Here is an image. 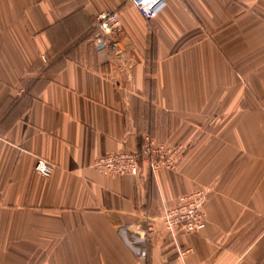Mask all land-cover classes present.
I'll use <instances>...</instances> for the list:
<instances>
[{"label": "crops", "instance_id": "crops-1", "mask_svg": "<svg viewBox=\"0 0 264 264\" xmlns=\"http://www.w3.org/2000/svg\"><path fill=\"white\" fill-rule=\"evenodd\" d=\"M167 2L0 0V264H264V0ZM108 10L123 30L100 49ZM147 132L186 156L92 166ZM201 187L206 227L173 237L164 209Z\"/></svg>", "mask_w": 264, "mask_h": 264}, {"label": "built area", "instance_id": "built-area-1", "mask_svg": "<svg viewBox=\"0 0 264 264\" xmlns=\"http://www.w3.org/2000/svg\"><path fill=\"white\" fill-rule=\"evenodd\" d=\"M136 6L142 15L149 20L155 19L167 7V0H128ZM123 30V24L118 10L102 11L98 14L94 27V37L97 43L101 41L105 46L114 47L117 37ZM44 62H48L46 54H42ZM185 144H171L158 140L150 132L143 135L140 148L137 150L124 149L110 152L99 157L93 167L114 177L127 175L139 176L143 167L152 172L161 168H175L186 156ZM36 170L43 176L53 174L56 165L44 158H39ZM210 189L201 187L181 197L179 203L163 211V221L170 234L175 237L179 232L199 231L207 225V212Z\"/></svg>", "mask_w": 264, "mask_h": 264}, {"label": "water", "instance_id": "water-1", "mask_svg": "<svg viewBox=\"0 0 264 264\" xmlns=\"http://www.w3.org/2000/svg\"><path fill=\"white\" fill-rule=\"evenodd\" d=\"M104 45H105V43L101 41V42L99 43V46H98V47L101 49V48L104 47Z\"/></svg>", "mask_w": 264, "mask_h": 264}, {"label": "rangeland", "instance_id": "rangeland-1", "mask_svg": "<svg viewBox=\"0 0 264 264\" xmlns=\"http://www.w3.org/2000/svg\"><path fill=\"white\" fill-rule=\"evenodd\" d=\"M210 194H211V190H210ZM210 194H209V197H210Z\"/></svg>", "mask_w": 264, "mask_h": 264}, {"label": "bare ground", "instance_id": "bare-ground-1", "mask_svg": "<svg viewBox=\"0 0 264 264\" xmlns=\"http://www.w3.org/2000/svg\"><path fill=\"white\" fill-rule=\"evenodd\" d=\"M104 47H106V46L104 45ZM104 47H103V48H104Z\"/></svg>", "mask_w": 264, "mask_h": 264}]
</instances>
